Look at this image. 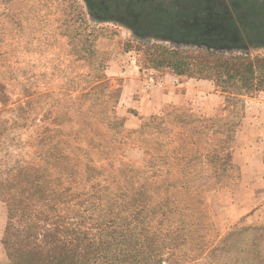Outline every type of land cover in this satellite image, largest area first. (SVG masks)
I'll use <instances>...</instances> for the list:
<instances>
[{
    "label": "rangeland",
    "instance_id": "374dc122",
    "mask_svg": "<svg viewBox=\"0 0 264 264\" xmlns=\"http://www.w3.org/2000/svg\"><path fill=\"white\" fill-rule=\"evenodd\" d=\"M120 1L109 17L92 0H0V264H54L68 240L70 264H264V194L251 200L228 157L242 122L264 118V90L227 101L213 82V117L169 105L129 129L122 77L107 71L174 72L154 64V44L264 53V0H144L140 18ZM232 21L227 40L206 39ZM186 238L183 258L165 260L160 241Z\"/></svg>",
    "mask_w": 264,
    "mask_h": 264
},
{
    "label": "crops",
    "instance_id": "0c3cea01",
    "mask_svg": "<svg viewBox=\"0 0 264 264\" xmlns=\"http://www.w3.org/2000/svg\"><path fill=\"white\" fill-rule=\"evenodd\" d=\"M134 67L130 64L115 70L107 69L110 76L122 77L117 114L123 116L125 128H139L146 119L160 114L169 105L210 117L217 113L218 95L208 89L213 81L183 78L174 72L157 71L153 76L155 80L150 82L147 76ZM206 94L208 99H205ZM133 151L136 154L142 152L139 148ZM231 160L241 173L239 186L245 183L253 192L251 200L259 199L260 192L264 194V118L258 120L253 117L242 122L233 140ZM261 203L264 206V198Z\"/></svg>",
    "mask_w": 264,
    "mask_h": 264
},
{
    "label": "trees",
    "instance_id": "16d2710c",
    "mask_svg": "<svg viewBox=\"0 0 264 264\" xmlns=\"http://www.w3.org/2000/svg\"><path fill=\"white\" fill-rule=\"evenodd\" d=\"M149 50H151L150 56L156 66L170 67L179 75L188 73L198 78L211 80L218 87L229 92V94L232 93L230 96L228 95L227 101H234L236 95H241L243 93L253 94L257 91L264 90V53H212L208 50L172 49L159 44L151 45ZM226 131H228L226 135L227 141H230V139H232L230 133L231 129L228 128ZM227 146L228 145H223L220 147V150H226ZM216 150L217 152L219 151L218 148ZM230 155L232 154L229 153L228 157H230ZM146 207L147 205H143L138 214L140 215ZM174 210L175 208L171 207L165 211V214H172ZM182 210H184V208H179L180 213ZM187 240V238L185 240L183 239L181 243H178L175 239L164 240L163 242L160 241L164 245L160 247L159 251L161 253L168 247L169 254L165 260L169 259L170 254L177 255V251L178 257L183 258V255L180 253L183 252L184 247H187ZM119 242L124 244L125 239L123 240L122 238ZM58 247H56L58 250L55 255L53 252L49 254L51 256L48 258L47 262L54 264H70L75 255L73 241L68 240L65 244ZM156 256L157 262L159 264H164V258L158 254ZM122 260L127 261L129 258H122ZM129 263L131 264V261ZM177 263H179V260H176V264Z\"/></svg>",
    "mask_w": 264,
    "mask_h": 264
},
{
    "label": "flooded vegetation",
    "instance_id": "af4514ba",
    "mask_svg": "<svg viewBox=\"0 0 264 264\" xmlns=\"http://www.w3.org/2000/svg\"><path fill=\"white\" fill-rule=\"evenodd\" d=\"M92 1H95L97 5H100L102 6L103 8V11L104 13H106V16H111L112 15V5H111V2L110 0H92ZM118 3H117V9L122 10L121 8V5L123 4V1H120V0H117ZM126 1H129V3H135V6L136 5H140V8L139 7H133L131 10L129 9L127 13H129L130 16H136V17H139L142 16V15H147L143 12V10H141V5H143V2L144 0H126ZM130 7H132V5H128ZM137 8L139 9L137 11ZM157 8V6H156ZM155 10V9H154ZM159 11L158 10H155V11H152V15H156V14H159L158 13ZM161 15H164V13H161ZM183 20H185V18H183ZM202 23L204 24V21L202 20ZM148 22L147 20L145 19V21H142V19L139 20L138 22V30L139 31H148L150 29L154 30L155 28H161L160 25H158V23H151L150 26H148ZM147 25V26H146ZM202 27L203 25L200 24ZM236 26V22L232 21V23L229 24V26H227V29H221L219 31H215L216 34L215 35H209L208 37H206L207 40H211V41H219V40H227L229 37H231V35L234 33V31L236 30L235 28ZM225 27V26H224ZM223 30V31H222ZM212 34V33H210Z\"/></svg>",
    "mask_w": 264,
    "mask_h": 264
}]
</instances>
